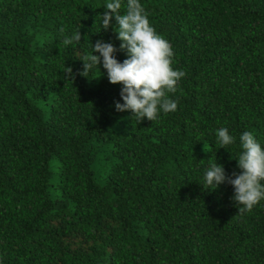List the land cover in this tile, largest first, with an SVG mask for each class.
Masks as SVG:
<instances>
[{"label":"trees","instance_id":"1","mask_svg":"<svg viewBox=\"0 0 264 264\" xmlns=\"http://www.w3.org/2000/svg\"><path fill=\"white\" fill-rule=\"evenodd\" d=\"M107 2L0 0V264H264V201L241 214L232 185H201L211 162L242 172L244 131L264 146V0H141L186 73L154 122L117 111L102 63L80 74L122 43Z\"/></svg>","mask_w":264,"mask_h":264},{"label":"clouds","instance_id":"2","mask_svg":"<svg viewBox=\"0 0 264 264\" xmlns=\"http://www.w3.org/2000/svg\"><path fill=\"white\" fill-rule=\"evenodd\" d=\"M106 11L100 15L101 30H108L115 17L114 31L121 40L119 49L110 42L98 40L93 51L84 55L81 75L88 77L90 71L103 64L107 70L109 82L122 85L120 96L123 100L115 102L117 111H131L134 118L142 121L147 118L157 121L161 115L177 109V102L171 97L178 90L181 79L186 75L174 65V50L170 42L152 25L141 0H108ZM100 30V31H101ZM97 31V32H100ZM64 46L78 44L81 41L80 29L66 34L59 29ZM126 50L128 58L123 62L116 53ZM97 52L100 55H94ZM102 57V60H101ZM64 74L73 78V68L64 66ZM219 148L229 150L236 143L229 130L219 128L216 132ZM240 151L236 157L241 173L227 175L225 168L218 162H211L204 173L203 188L216 189L227 182L234 187L232 199L239 206L238 213L250 212L264 201V146L251 131H244L239 137ZM204 150L211 151L204 143Z\"/></svg>","mask_w":264,"mask_h":264},{"label":"rangeland","instance_id":"3","mask_svg":"<svg viewBox=\"0 0 264 264\" xmlns=\"http://www.w3.org/2000/svg\"><path fill=\"white\" fill-rule=\"evenodd\" d=\"M72 240H73L72 242H73L74 247L75 246H82V242L79 239L74 238Z\"/></svg>","mask_w":264,"mask_h":264}]
</instances>
